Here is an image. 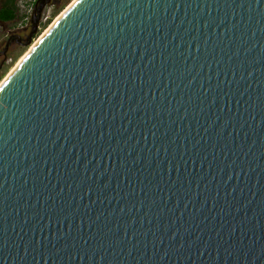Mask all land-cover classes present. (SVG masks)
<instances>
[{
	"label": "water",
	"instance_id": "95a60500",
	"mask_svg": "<svg viewBox=\"0 0 264 264\" xmlns=\"http://www.w3.org/2000/svg\"><path fill=\"white\" fill-rule=\"evenodd\" d=\"M0 264H264V0H75L0 86Z\"/></svg>",
	"mask_w": 264,
	"mask_h": 264
},
{
	"label": "flooded vegetation",
	"instance_id": "af4514ba",
	"mask_svg": "<svg viewBox=\"0 0 264 264\" xmlns=\"http://www.w3.org/2000/svg\"><path fill=\"white\" fill-rule=\"evenodd\" d=\"M62 0H31L30 11L21 10L26 0H0V69L5 59L17 48L25 44L46 17L49 8H54ZM40 8L38 14L37 11ZM47 9V10H46ZM1 14L12 17H1ZM34 21V22H33Z\"/></svg>",
	"mask_w": 264,
	"mask_h": 264
},
{
	"label": "rangeland",
	"instance_id": "374dc122",
	"mask_svg": "<svg viewBox=\"0 0 264 264\" xmlns=\"http://www.w3.org/2000/svg\"><path fill=\"white\" fill-rule=\"evenodd\" d=\"M72 0H62L58 5L54 8H49L50 11L47 13L46 17L40 22L39 27L36 31L31 35L30 40H28L25 44L17 48L15 51L9 54V58L5 59L4 65L0 69V82L7 76L10 72L11 68L19 61V59L27 52L30 46L34 43V41L43 33V31L48 27V25L53 21V19L63 10ZM21 10L22 12L30 11L31 0H26V3L22 2ZM47 10V9H46Z\"/></svg>",
	"mask_w": 264,
	"mask_h": 264
},
{
	"label": "bare ground",
	"instance_id": "6f19581e",
	"mask_svg": "<svg viewBox=\"0 0 264 264\" xmlns=\"http://www.w3.org/2000/svg\"><path fill=\"white\" fill-rule=\"evenodd\" d=\"M75 0H72L65 9H63L54 19L53 21L48 25V27L43 31V33L34 41V43L30 46V48L27 50V52L19 59L18 62L11 68L10 72L7 74V76L0 82L3 84V82L6 80V78L15 70V68L19 65V63L23 60V58L30 52V50L33 48V46L38 42V40L51 28V26L56 22V20L69 8V6L74 2Z\"/></svg>",
	"mask_w": 264,
	"mask_h": 264
},
{
	"label": "trees",
	"instance_id": "16d2710c",
	"mask_svg": "<svg viewBox=\"0 0 264 264\" xmlns=\"http://www.w3.org/2000/svg\"><path fill=\"white\" fill-rule=\"evenodd\" d=\"M1 17H12V15L11 14H9L8 16H6V15H4V14H1Z\"/></svg>",
	"mask_w": 264,
	"mask_h": 264
}]
</instances>
